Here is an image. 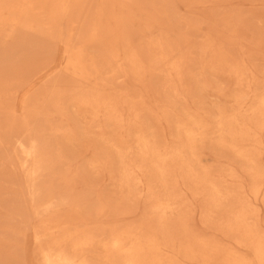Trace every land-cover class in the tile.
I'll return each instance as SVG.
<instances>
[{
  "label": "bare ground",
  "instance_id": "1",
  "mask_svg": "<svg viewBox=\"0 0 264 264\" xmlns=\"http://www.w3.org/2000/svg\"><path fill=\"white\" fill-rule=\"evenodd\" d=\"M177 2L194 4L0 0V112L8 124L0 151L15 144L22 156L28 202L40 219L34 231L40 264H264V48L245 45V22L230 14L210 26L218 37L197 46L193 33L200 27L178 16ZM194 54L216 75L212 89L231 105L171 110L167 100L154 98L151 106L157 75L176 101L190 99ZM57 70L62 74L36 92ZM118 79L141 88H118ZM220 79H227L226 88ZM65 98L78 116L91 119L84 130L64 129L67 143L92 147L99 129L87 165L118 185L114 203L97 199L96 216H86L85 201L68 192L74 178L60 172L63 156H53L47 142L54 130L49 114L65 115ZM206 150L227 166L208 163ZM56 183L66 189L56 191ZM141 198V219L122 222ZM196 199L212 233L194 225Z\"/></svg>",
  "mask_w": 264,
  "mask_h": 264
},
{
  "label": "rangeland",
  "instance_id": "2",
  "mask_svg": "<svg viewBox=\"0 0 264 264\" xmlns=\"http://www.w3.org/2000/svg\"><path fill=\"white\" fill-rule=\"evenodd\" d=\"M194 4L191 8H187L183 3H178L177 13L178 16L187 21H192L196 25H199V29L193 33L195 43L197 46L206 37H218L215 32L211 31L210 26L218 22L226 15H237L244 20V31L246 32V39L243 43L246 45L251 42H259L264 48V0H204L200 2L198 0H192ZM197 1V2H195ZM233 18H231L232 20ZM221 29V28H220ZM223 34H227L226 30H221ZM225 36V35H224ZM264 50V49H263ZM238 54V50L234 52ZM193 57H196L194 54ZM258 63H262L261 58L256 57ZM255 61V62H256ZM256 62V63H257ZM205 71L204 77L201 72ZM59 72L53 73L49 78L44 79L38 86L36 92L43 89L44 85L49 84L54 80L56 76L62 74ZM208 67L203 69L202 61L198 60V57L193 58L189 65L188 84L189 91L191 93L190 99L187 101H176L167 93L165 86V77L157 75L158 78L153 82L151 87V106H154V98L159 103L160 101L167 100L170 104V109L181 106L191 107H204L211 108L213 104L218 103L223 106H230L227 98L218 96L217 92L213 90L217 85L216 75L211 72ZM204 82L210 83L207 88L200 89ZM116 86L118 88L124 87L128 84L131 87V92L138 91L141 86L133 83H123L122 79L116 80ZM227 79H220L219 84L226 88L228 85ZM230 87V85H229ZM22 93L17 94L16 100L19 103L22 99ZM171 98V99H170ZM203 99L205 103L199 102L197 105L195 102ZM201 103V104H200ZM65 115L58 113H50L49 118L52 122L54 130L47 131V142L51 154L56 156L58 152L63 156V162L60 167V172L67 174L71 172L74 180L69 186L68 192L72 195L78 196L85 201V215L90 216L95 214V206L97 205V199L110 200L111 203L119 197L118 185L109 176L108 173L96 174L87 165L88 159L93 155L95 146L98 144L99 129H94V137L96 144L93 146L86 145L80 148H74L70 146L63 136V130L68 128H76L78 130H84V127L91 121L88 116L77 115L76 108L69 107L68 98L63 100L62 104ZM156 107V111H157ZM147 114V112H144ZM3 112H0V134L7 128L8 124L4 117ZM16 115H21V110L17 107ZM55 129H60L55 131ZM25 134L23 135V137ZM17 151L15 144L3 148L0 151V264H40L41 257L38 252V244L34 239V231L38 230L40 219L35 217L32 212V208L28 202L27 183L26 177L20 166H18L17 159L22 157L21 154L15 153ZM204 158L208 163L220 164L224 167L227 166L226 158H216L214 153L205 151ZM14 162L12 163V161ZM241 175V180L246 188H248L247 178ZM111 176H114L117 180L119 177V169H115ZM117 187H116V186ZM65 190L64 185H58L56 183L55 190ZM188 197V196H187ZM20 200L21 203H16ZM198 200V201H197ZM26 202V203H25ZM199 199L193 200L194 206V225L198 231H209L201 223ZM192 206V207H193ZM145 203L141 198L136 202V207L133 213L127 217H123L122 222L133 223L138 222L144 214ZM30 215L27 219L26 216ZM261 225L264 228V206L262 205L261 212ZM29 220V222H28ZM102 252V250H98ZM184 264V263H183ZM187 264V263H185Z\"/></svg>",
  "mask_w": 264,
  "mask_h": 264
}]
</instances>
